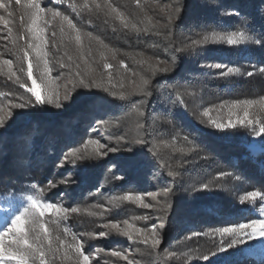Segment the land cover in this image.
Masks as SVG:
<instances>
[{
	"label": "trees",
	"instance_id": "obj_1",
	"mask_svg": "<svg viewBox=\"0 0 264 264\" xmlns=\"http://www.w3.org/2000/svg\"><path fill=\"white\" fill-rule=\"evenodd\" d=\"M7 1V9L0 8L9 29L4 35L3 46L9 58L22 66L27 61L19 59L23 53L18 54V46L26 47L29 40L26 16L29 11L25 1L20 4L15 0ZM184 2L186 7L181 18L171 27L165 26L168 18L159 22L150 8L147 11L142 0L138 3L137 0H63L60 5L53 6L60 17L47 27L48 60L54 73L68 83L71 92L79 91L80 95L63 110L54 107L15 110L13 117L6 120L7 127L0 129V194L12 186L24 187L32 182L38 183L49 199L63 198L68 201H78V194L94 185H106L111 193H123L129 190L128 186L131 188L129 191L149 186L151 190L163 193L167 187L173 192L167 201L174 207L170 213L167 208L157 215L159 222L167 225L163 230L165 248L159 254H152L143 264H174L167 256L162 257L164 250L167 252L170 249L175 253L182 246H188L189 250H192V246L207 248L205 238L191 245L188 243L195 238L189 237L194 232L202 237L207 229L228 222L236 223L245 215H250L249 210L238 204L235 195L238 191L254 188L264 192V150L250 148L242 133L203 124L191 109L187 97L191 95L192 99L205 101L207 98L220 100L235 95L240 97L255 89L263 92L264 72L260 69L264 68V47L251 41L233 46L204 44L188 47L192 43L187 42L185 32H189L190 27V32L201 28L243 31L258 39L264 36V14L259 11L264 4H261V0ZM108 5L117 9L123 19L118 18ZM63 16L72 20L75 30L69 28ZM125 24L128 26L125 27ZM77 32L81 34L80 44L75 40ZM176 49L181 51L177 52ZM82 55L83 60L80 58ZM155 58H161L164 63L157 64ZM211 62H219L235 70L256 67L261 73L255 79H245L237 74L222 76V72L206 66ZM104 63L113 67L106 70ZM77 65L88 79H92L94 74L98 83L103 81L102 88L109 87V93H104L102 88L92 90L105 97L102 103L93 105L90 103L92 97L84 94L88 90L73 88ZM153 66L159 69L154 74V85H151V81L147 88L151 95H144L136 89L137 85H132V81L137 79L139 73L144 75V70H151ZM164 68L169 71H161ZM12 81L9 76L0 73V92L12 96L16 92ZM113 91L117 93L116 97L110 95ZM121 91L128 97L124 101L118 98ZM141 104H147L143 105L142 115L139 114L142 122L140 141H144V144L137 142L138 148L132 153L126 149L121 154L113 155L112 162L75 163L71 160L70 164L76 172V184L71 188L53 176L55 151L78 139L92 118H96L100 128V120L114 118L109 113L116 111L114 115L117 116L120 110L134 111L135 106ZM154 115L165 118L159 128L167 145L170 146L168 140L171 139L175 144H186L190 152L172 151V156L161 152V146L153 140L158 128L149 127ZM71 116L77 120L71 121ZM33 128H37L39 135L35 144L25 139L28 135L26 130ZM80 145L76 143L70 148L78 149ZM47 146L53 149L48 150L50 155L43 151ZM174 156L179 157L180 161ZM112 165L118 170L111 168ZM119 170L125 174L123 180L117 179ZM194 178L198 179L200 187L192 185ZM203 185H207V190H201ZM131 207L124 204L115 209L120 214L130 211ZM79 223L77 216H68L67 225L73 232L78 230ZM53 244V249H57V242ZM229 253L226 251L219 258L210 257L208 261L195 258L196 261L177 264L252 263L251 259ZM50 254L51 257L47 256L48 264H53L52 260L61 262L64 257L60 251Z\"/></svg>",
	"mask_w": 264,
	"mask_h": 264
},
{
	"label": "rangeland",
	"instance_id": "obj_2",
	"mask_svg": "<svg viewBox=\"0 0 264 264\" xmlns=\"http://www.w3.org/2000/svg\"><path fill=\"white\" fill-rule=\"evenodd\" d=\"M21 1H25L24 3L29 13L34 11V9L31 8V0ZM142 1L144 2V8L147 11L149 10L148 8H150L153 12V15L159 18V22L166 20V18H168L169 12L177 6L176 0ZM0 2L6 4V0H0ZM36 2H38L44 9V12L41 15L45 20L48 21V23H44L43 21L39 22V27L44 29L43 35L46 40L47 27L51 22L60 17V15L53 16V13H59L58 10L53 9V6L58 4L60 5L63 0H36ZM29 13L26 14L28 19L27 31L28 26L31 23ZM0 17H2L1 14ZM4 21V18L3 20H0V59L11 60L9 58V55L5 52L3 46V40H5L4 35L9 30L8 25L5 24ZM159 22L157 21V23ZM188 29L189 32H185L188 43H192L193 41H204L205 37H207L209 42L206 44L219 46H227L228 44L226 42L212 43L211 41L220 40L221 37L226 38L230 34L239 32L232 30H206L205 28H201L193 29L192 33L190 32V29L192 28L190 27ZM77 34L81 35L80 32H77ZM28 37L29 39L31 38V34L29 33V31ZM45 51H47L46 47ZM31 59L34 60V55ZM11 61L14 71L18 72L20 67L24 68V73L22 74L24 81L28 84V86H31V81H27L26 76L27 62L22 64L21 66V64L18 65L13 60ZM155 61L159 65L164 63V60H162L161 58H155ZM209 64H220L222 66L219 69L213 68L214 71L227 72L228 70V68L225 67L224 64L219 62H211ZM49 66L52 69L50 61ZM158 69L153 66L151 70H144V75H142V73H139L136 77L137 79L132 81V85L135 87L137 85L136 89H138L140 87V83L147 78L149 82L152 81L151 85L153 86L155 82L154 79L156 77L154 74L157 73ZM54 72L55 71L52 69L51 73L49 74L53 80L51 86L59 92L60 98L63 99L66 93L71 92V89L69 88L68 83L63 80L59 74L56 75V73ZM145 72H147V76H145ZM248 72H253L254 74L252 76H248ZM0 73L6 76H10L8 67L4 65H0ZM260 73L261 72L257 70L256 67H250V69L247 70L238 69V71H234L233 74L243 76L245 79H255L256 76ZM34 78H36L39 82V72L35 69ZM12 79V84L16 87V92L14 94H11L12 96H10L8 93H4L3 91L0 92V117H2L5 122L10 118L8 115L10 112L14 113L15 110H20L14 109L13 105L22 102V96L25 99L29 97L35 99L31 96V93H28L25 88H21L16 83L14 77ZM187 98L189 104L191 103V109L197 114V116L200 118V121L203 124L211 125L214 128L216 127L213 125V121H215L216 123H227L231 119L233 122H235L238 117H243V110L239 107L232 108V110L229 111L234 101L250 100L255 102L254 105L249 109V118L253 120L256 131H259L260 129L259 122L264 121V107H261V105L264 104V101H262L261 99L264 98V91L258 92L257 89H255L254 92H248L244 96L239 97L238 95H235L227 99L220 100H209L207 98L205 101H201L198 99H192L191 95H189ZM143 105L147 106V104H141V106L137 105L133 109L134 111H125V109L120 110L121 112L119 111L120 114L117 116L114 115L117 113L116 111L109 113L110 116H114V118L111 120L110 117H107L103 119V121L100 120L99 122L100 124H102L100 128H98V121H96V118H92L88 122L78 139L74 140L73 142L64 144L59 149H57V151H55L54 159H52L53 176L58 177L60 181L65 182V184L71 188L76 184V182L74 181V179L76 178V172L73 169V165L70 164L71 160L75 161V163H87L90 161L96 162L99 160L112 162V156L115 154H121V152H124V150L126 149L129 153L134 152L138 148L137 142L140 143V138L142 137V122L139 114L143 113ZM205 110H208V116L203 115ZM105 115L107 114L105 113ZM105 115L100 116V118L104 117ZM70 120L74 121L77 120V118L75 116H71ZM164 122V117L154 115L149 126L151 128H158V132L153 140H156L159 146H161V152L164 151V153H170L171 156L172 151L190 152V149L188 148V146H186V144H175V142H173L171 139L168 140V142H170V146L167 145L166 140H164L162 132L159 128V126H162ZM252 128V125L245 124L244 126H241L237 124L235 128L225 130H232L238 133H242L245 142L250 148H255V150H264V138H262L264 137V134H262L261 136H256ZM26 132L28 135H26L25 139L29 140L28 142H34L35 144L37 141V137L39 136L37 134V128H33V130L28 131L26 130ZM91 132H94V134L89 135ZM97 140L99 141V144L104 145V147H99V145L91 143V141ZM76 143L81 144L79 148L71 149L70 147ZM109 149H115V151H109ZM48 150L53 149H49L48 146L43 149L45 154L50 155V152H48ZM103 153H106V155H104ZM181 156L185 155L181 154ZM173 158L180 161L179 157L174 156ZM111 168H113L114 170H118L114 165H112ZM118 177H122L121 180L125 178V174L122 173V170H119ZM192 185L200 187L201 184L198 183V179L194 178V183ZM127 189L130 190L131 188L128 186ZM129 190L124 191L123 193H111L110 191H108V187L106 185H94L87 190L82 191V193L79 192L80 194H78V198H80L78 199V201H68L63 198L56 200L49 199L48 197H46V195L43 193V190L36 182L28 183L24 187L12 186L6 192L0 194V232H3L5 228H7L11 223V219L16 214H18L17 209L22 212L24 207H30L29 203L27 202V197L31 195L40 203L41 207L44 204L51 203L67 209L66 213H61L59 216L56 215L54 209L50 210L49 212L45 213V216L41 220V222L44 223L49 229V238L52 241V248L54 247L53 243L57 242V248L65 257H63L61 262H54L50 258L53 264H79V261L82 260V257H80L79 253L76 251L77 244L81 245L84 254L89 256V264H143L144 261L146 259H149L152 254L154 256L155 254H159L161 251H163V249L165 248V234L162 231L161 244L157 248H153L150 243L147 245L142 243V238L136 236L134 229H150L152 224H161L159 222V219L157 218V215L158 213L160 215L161 211L163 212V210H166L168 208V196L165 197L160 190H151L149 186H140V188L137 189L138 191ZM254 191L261 193V195H264V192L255 188L249 191H238L235 195L238 204L242 205L245 210H249L248 214L250 215H245L236 223L228 222L226 224L216 225V227H212L203 232V235H201L202 237H199V239H194L190 243L187 242L188 244L192 245L197 240L200 241L201 238H205V243H208L207 248L197 249V247L192 246L190 247L192 248V250H189L188 246H182L180 250H177V252L175 253L172 252V250L170 251V249L167 252L164 250L162 257L165 256L166 258L167 256L168 260L173 261L174 264H177L179 262L189 263L190 261H194L195 258L200 259L204 255H210V253L216 252L220 247H226V244L222 243L219 235L212 237L206 236L204 235V233L213 232L216 228L219 227H229L233 224L246 223L251 219H264V211H262L264 210V200H261L259 196L255 200L246 199V197H248V194ZM148 193L154 194L155 199H153V196H149ZM127 194H131L132 196L141 195L143 197V203L150 204L153 207L144 208L139 201H130L123 199V197ZM170 194H173V192H171ZM80 199L82 200V202ZM242 200L244 201L243 204L241 203ZM124 204L132 206L130 208L131 210L122 212L120 214L119 212L117 213L115 208ZM73 209H75V211H72ZM68 216H77L80 223L77 225L78 230L76 232H73V229H70V227L67 225ZM125 221H127L129 225L133 226L132 229H128L129 231H133L132 240H129L126 235L122 234L123 231L127 229V225L124 223ZM113 222L117 223L119 227L115 229L112 228L111 223ZM37 230L41 231L42 233L41 229ZM100 232H104L105 235L103 237H100L98 235ZM73 237H75V239H73ZM10 239L11 235L4 237L5 248L8 247V241ZM227 239V237L224 238V240ZM60 241H63V244H61ZM187 243H185L184 245H186ZM207 249L208 251H206ZM44 250L46 253V260H48L47 256L49 255V257H51L52 255L48 251L47 241L44 242ZM112 251L121 252L123 256L127 257V259L113 256ZM227 251H230L229 254H233L234 256L236 254V256L238 255L239 257H244V259H251L252 263L250 264H264V239L256 238L255 240L246 241L245 245L239 246L238 249H229ZM225 252L217 254L216 256H214V258H219ZM190 257L192 260L190 259ZM0 264H17V262L9 260L7 258V255H5L4 260L0 261Z\"/></svg>",
	"mask_w": 264,
	"mask_h": 264
},
{
	"label": "snow or ice",
	"instance_id": "obj_3",
	"mask_svg": "<svg viewBox=\"0 0 264 264\" xmlns=\"http://www.w3.org/2000/svg\"><path fill=\"white\" fill-rule=\"evenodd\" d=\"M139 0H137V3ZM17 4L21 3V0H16ZM177 6L174 7L168 14V24L165 25L166 27H171L175 21H179L181 18L184 8L186 4L183 0H176ZM261 4H264V0H261ZM8 5L0 2V8L7 9ZM100 7V5H97ZM111 8V5H108ZM31 8L34 11L30 12V20L31 23L28 26V31L31 34V38L26 42L25 46H18V54L23 53L22 56L19 57L21 61H27V81H31V86L24 81L23 73L24 68L20 67L18 72L14 71L12 68V61L7 59H0V65H4L8 67V71L10 73L9 79L15 78L16 83L21 87L25 88L28 93H31V96L34 97V101L30 98L25 99L23 96L21 97L20 103H16L13 105L14 109L20 110H28V109H44V108H52L54 107L57 110H63L66 106L70 105L72 102L75 101V98L80 95L79 91H72L68 92L64 95L63 99L60 98L59 92L55 90L51 85L53 83L52 77L49 75L52 71L51 67L49 66L48 56L49 53L45 51V47L47 45V41L44 38V29L39 27V22L43 21L44 23H48L47 20L41 15L44 12V9L40 6L36 0H31ZM112 12H116L118 18L123 19V15L118 12L117 9L111 8ZM259 11L261 14H264V7H260ZM11 15V13H9ZM60 13H53V16H59ZM62 19L67 21L69 28L75 30L76 26L73 24L72 20L69 19L67 16H63ZM0 20H3V17H0ZM7 24V21H4ZM125 27L128 25L125 24ZM135 27V25H133ZM61 32L63 33V28H61ZM55 35V33H53ZM91 36V33H88ZM23 39V36H21ZM77 44L81 43V35L77 34L75 37ZM251 41L252 43L264 47V36H261L258 39H253L252 36L247 35L245 32H238L230 34L229 36L221 37L220 40H213L212 43H219V42H226L228 45H238L242 43H246ZM208 38L205 37L204 41H193L191 45L188 47H197L203 46L204 44L208 43ZM31 50V51H29ZM177 52H180V49H176ZM34 55V60L30 59V56ZM82 60L84 59L83 55L80 57ZM71 60V57H69ZM87 61H85L86 63ZM123 63V62H121ZM207 67L211 68H221L220 64H209L206 65ZM63 67V65H62ZM104 69L108 70L111 69L113 66L109 63H104ZM34 69L39 72V82L36 78H34ZM163 72L169 71L168 68L161 69ZM232 68H228L227 72H222V76H230L234 73ZM261 72H264V68L260 69ZM253 72H248V76H252ZM75 83L73 88L76 89H86L88 90L84 93L87 96L92 97L90 103L93 105L102 103V100L105 98L104 96H100L98 92H93V89L100 90L102 88V83H98L96 79H88L83 73L79 71V65H77V71L75 73ZM109 78H111V74H109ZM149 86V81L144 79L142 81L141 86L138 88L140 93L144 95H151L150 92L147 91ZM114 87V85H113ZM102 91L104 93H109V87H103ZM110 95L113 97L117 96L116 92H111ZM121 101L126 100L128 97L121 91L118 97ZM264 101V98H261ZM254 101L245 100V101H234L231 105L229 111L232 108H241L243 110V117H238L235 122L231 119L227 123H216L213 121V125L220 130L235 128L237 124L244 126L252 125L253 132L256 136H261L264 134V121H260V129L256 131V127L254 125L253 120H251L249 109L254 105ZM264 107V104L261 105ZM10 118L13 117V113L8 114ZM142 115V113H141ZM204 116H208V110L204 111ZM10 123V120H9ZM103 123V122H101ZM7 127L5 120L0 117V129ZM264 138V137H262ZM122 139V138H121ZM91 143H95L99 145V147H104V145H100L99 141H91ZM141 144H144V141H140ZM109 151H115V149H109ZM74 154V153H73ZM106 155V153H103ZM122 177H117V179H121ZM51 183V182H50ZM55 187V185H52ZM201 190H207V185H203ZM172 190L169 188H164L163 195L165 197L169 196ZM149 196H153L155 199L154 194L148 193ZM260 197L261 200H264V195H261L259 192H250L246 199L255 200L257 197ZM125 200H135L139 201L144 208L153 207L150 204L143 203V197L141 195L132 196L131 194H127L123 197ZM27 202L29 203L30 207H24L23 211L20 212L18 209V214H16L12 219L11 223L8 225L7 228L3 232H0V261H3L5 255L9 260L16 261L17 264H48L46 260V253L44 250V242L47 241L48 251L55 254L59 251V249L52 248V241L49 238V229L46 227L44 223L41 222L42 218L45 216L46 212L50 210H55L56 215L59 216L61 213H66L67 209L62 208L55 204H44L42 207L40 203L33 197L28 196ZM241 203L243 204L244 201L242 200ZM174 207L173 204L168 205V211L171 212L172 208ZM72 211H75L73 209ZM264 211V210H262ZM127 225V229L123 231V235H126L129 240L133 239V231H129L128 229H132L133 226L129 225L127 221L124 222ZM107 227V225H106ZM112 228H118L119 225L117 223H111ZM167 227L165 223H161L159 225L152 224L150 229H134L136 236L141 237V242L145 245L151 244L153 248H157L162 242V231ZM37 229H41L38 231ZM11 235V239L8 241V247L5 248L4 244V237ZM100 237L105 235L104 232H100L98 234ZM206 236L215 237L219 235L221 238L222 243L226 244V247H220L216 252L210 253V255H204L200 258L201 261H208L210 257H214L221 252H225L229 249H238L239 246L245 245L246 241L255 240L256 238L264 239V219H251L246 223H238L233 224L229 227H219L216 228L213 232L204 233ZM199 233H193L189 239H199ZM227 237V240L224 238ZM75 239V237H73ZM230 241V242H229ZM63 244V241H60ZM76 251L79 253V256L82 257V260L79 261V264H89V256L84 254L82 250V246L77 244ZM112 255L116 257H122L123 259H127L126 256L119 251H112ZM191 259V257H190Z\"/></svg>",
	"mask_w": 264,
	"mask_h": 264
}]
</instances>
